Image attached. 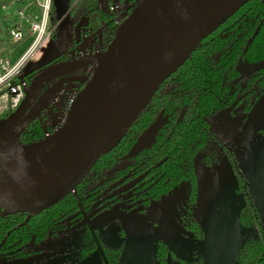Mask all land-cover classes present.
I'll return each instance as SVG.
<instances>
[{"label": "water", "instance_id": "obj_1", "mask_svg": "<svg viewBox=\"0 0 264 264\" xmlns=\"http://www.w3.org/2000/svg\"><path fill=\"white\" fill-rule=\"evenodd\" d=\"M247 1L144 0L130 14L119 16L116 35L90 78L84 74L61 79L25 114L42 85L62 72L87 68L93 60L68 58L41 70L15 110L0 124V215L28 212L26 219L16 225L19 226L59 201L102 154L118 145L162 82L183 65L205 37ZM54 5L60 35L69 39L74 28L69 14L70 0H54ZM258 63L264 64V60ZM70 81L84 82V86L65 124L35 143L9 144L44 106L46 98L59 85ZM261 106L264 95L255 103L252 113ZM158 127L159 122L154 123L133 152L149 144ZM258 163L253 180L264 184V174H257L258 169L264 170V156L258 157ZM215 215L208 213L205 222L204 264H224L234 240L216 238L228 223L221 221L218 227ZM119 219L124 223L123 217ZM236 225L234 222V234ZM165 241L174 250L166 238ZM134 252L139 264H155V249L148 258L141 250Z\"/></svg>", "mask_w": 264, "mask_h": 264}, {"label": "trees", "instance_id": "obj_2", "mask_svg": "<svg viewBox=\"0 0 264 264\" xmlns=\"http://www.w3.org/2000/svg\"><path fill=\"white\" fill-rule=\"evenodd\" d=\"M13 2L16 0H5ZM115 0H70L69 14L74 26L87 18L81 31L101 29L105 49L114 39L118 22L111 9ZM52 14H56L55 5ZM9 34V32H8ZM20 41V40H18ZM1 35L0 55H8V46L15 45ZM66 52L54 56L49 63L66 59ZM264 60V0H249L215 31L205 37L177 71L166 79L143 112L127 131L118 145L102 154L83 177L63 197L50 207L34 214L23 222L28 214L21 211L0 215V255L20 256L30 251L28 244L41 241L49 234L66 227L64 220L80 215L81 208L89 209L101 193L120 176L131 183L136 198L142 202L158 200L180 184L193 171V158L206 142L209 134L208 115L232 101L238 90L241 62L256 63ZM36 69L29 72L32 74ZM87 68L79 67L68 72L84 75ZM32 81V79H31ZM249 86L257 84L264 89V64L250 75ZM3 91H0V96ZM1 99V97H0ZM11 101L0 109V124L15 110ZM31 107L26 111L27 114ZM163 112L167 120L161 126L153 142L135 155L129 156L142 133ZM48 107L42 106L31 122L14 138L17 145L35 143L45 136L49 122ZM45 118V121L43 120ZM129 159L119 166L122 159ZM109 176V177H108ZM77 190V194L72 189ZM241 214L243 225H255L258 234L243 241L236 252L235 264H264V223L255 209ZM188 227L203 234L202 224L192 221ZM82 256L97 249V240L88 230L84 235ZM122 246L103 245L107 264H128L122 255ZM168 243L156 241L155 264H175ZM199 263L202 264L199 260ZM179 264H187L181 260Z\"/></svg>", "mask_w": 264, "mask_h": 264}, {"label": "flooded vegetation", "instance_id": "obj_3", "mask_svg": "<svg viewBox=\"0 0 264 264\" xmlns=\"http://www.w3.org/2000/svg\"><path fill=\"white\" fill-rule=\"evenodd\" d=\"M137 1L139 0H126V6L121 8L122 13L130 14L133 10H135L136 6H138ZM74 43L75 38H73L69 47ZM67 50L65 52H67ZM68 58L69 57L67 56L66 59ZM48 65H50V63L46 66ZM259 65L260 64L258 62H241V76L240 79H238L240 89L238 90L235 98L221 108L212 111L208 115L209 134L206 138V142L201 148H199L193 158L192 175L190 174L187 176L186 179L170 190V192L163 195L160 199L150 200L147 203L142 202L139 197L136 198V195H134L135 191L132 190L133 188L131 189V183L125 182V178L120 176L101 193L89 209L83 207L81 208L80 215H72L66 218L64 220L66 227L59 229L56 233L52 234V236L63 234L66 230H70L78 224L83 225L84 230H81L79 233H74L76 236L79 235L82 240L80 246L81 258L85 257L82 256L81 249L84 244V235L88 230L97 240L98 247L96 250L101 249L104 256L105 252L103 245H121L123 247V255V251L125 249L124 244H110L108 240L109 235H106L105 232L101 233V231L97 229V226H103L106 230H114L117 228L121 236L125 235L126 229L122 226L123 222L119 219V216L125 218L126 216L138 213L149 214L148 211L151 206L155 204L163 205L169 198L171 199L170 203L172 205L171 208L174 212V217L180 227V235L184 239H188L193 243V246L189 248V251L178 252L181 254L180 257L177 255L178 253L169 247L170 252L175 256L173 259L174 263L179 264L181 260H185L187 261V264H200V260V262L204 264L202 251L204 249L205 222L208 213H212L214 215L216 214L214 216V222L217 223L218 221V227L221 221L228 223V226L223 227V233L216 235V238L218 239H229L234 236V222L237 224L236 231L237 228L238 231L243 228V224L240 221L241 214L244 212L243 209H246L247 214L248 211L251 212L254 208L255 214L258 216L259 220L264 223V184H260L259 182L255 183L253 180L254 172L256 171V164H259L258 157L264 156V106H261L252 113L255 103L261 96L264 95V89H260L257 84L249 86L248 82L250 75ZM46 66L44 64L39 67L40 71ZM244 66L247 67L246 72L243 70ZM39 68L30 74V77H33L34 74L39 71ZM173 73L170 76H172ZM52 81L57 83L59 81L58 76L54 77L50 82ZM53 85L54 83L51 84V86ZM230 107H239V123L233 122L234 120L230 121L229 124L223 127L221 134H218L212 127L211 116L212 114L225 108L230 109ZM167 118V115H164V113L161 112L156 120L142 133L136 145H139V142L142 141V137L145 132L154 123L159 122L158 131L150 143L140 148L139 151L133 152L136 147L135 145L129 156L135 155L145 147L149 146L155 139L157 133ZM48 122L49 125L47 126L46 131L51 127V122ZM260 127L263 128L259 129ZM128 161L130 160L127 158L122 159L119 166H124ZM257 174H264V170H262V168L258 169ZM72 192L77 194V190L75 188L72 189ZM238 203L241 205L237 210L236 207ZM149 218L151 219L150 214ZM141 219L145 223L149 220L144 217H141ZM192 221L202 224V235L195 233L188 227V224ZM148 224L152 225L149 229L155 230V235L157 236L155 239L156 248V241L159 239L165 240L166 233L163 232V229L162 232H156L160 231L162 227L159 228V222L154 219L153 215L152 221H149ZM60 231L64 232L59 233ZM201 240H203V247H199V245H197ZM39 242L40 241L30 242L28 244V249L32 251L39 250L41 248ZM218 245H220V248L222 247L220 243H218ZM0 257H4V255H0ZM235 263L236 259L233 264Z\"/></svg>", "mask_w": 264, "mask_h": 264}, {"label": "rangeland", "instance_id": "obj_4", "mask_svg": "<svg viewBox=\"0 0 264 264\" xmlns=\"http://www.w3.org/2000/svg\"><path fill=\"white\" fill-rule=\"evenodd\" d=\"M144 0L137 1V4L143 2ZM114 2H117L119 4V9L122 7L124 8L126 6V0H115ZM125 3V4H124ZM124 4V5H123ZM135 6V5H134ZM136 6V8L138 7ZM26 8L28 12H33L36 8V10H40L39 7H35V3L33 0H16L11 3L6 2L5 0H0V26H1V35L8 40V30L16 25L17 23H21L23 26V30L25 33V37L18 41L15 45L8 46V56L11 58L12 62H15L28 48V46L31 44L34 34L28 35V18L25 15H22L20 13V9ZM135 8V9H136ZM52 22L51 27L54 29L52 37L46 39L43 44L38 48L39 54L45 52L47 54L46 59L42 63L41 66L49 62L54 56L66 51L69 47V45L72 43L73 37L70 39H63L60 35V28L56 29L57 27V20L55 18V14H52ZM87 21L86 17H83L81 19V22L78 25V28L85 24ZM37 49V50H38ZM36 50V51H37ZM35 51V52H36ZM35 52L32 54V56L29 58L30 60L26 62V65L23 67V72L29 67H33L34 63L36 62L37 53ZM68 56L66 52V57ZM38 69V68H37ZM247 67L244 66L243 70L246 72ZM40 71V68H39ZM38 71V72H39ZM37 72V73H38ZM37 73L34 74L32 79L37 76ZM71 75H68V72H62L58 76V80L64 79L66 77H70ZM56 77V76H55ZM54 78V77H53ZM52 78V79H53ZM50 79L48 82H46L42 87L39 89L36 98L34 99L31 108L35 106L49 91V89L52 87L51 84H55L56 82L52 81ZM50 82V83H49ZM49 97L46 98L43 105H47L49 103ZM7 103V99L3 98L0 99V109L5 106ZM56 115L55 110L48 106V116L46 117L47 121L52 120V118ZM240 116V110L239 107H230V109H223L220 110L211 116V122L213 129L216 130L218 134H221L223 127L227 124H229L230 121L239 123ZM45 121V118L43 119ZM51 124V123H50ZM234 134V133H233ZM9 144L17 145L15 142L8 141ZM170 200L164 202L163 205L155 204L150 207L148 213L151 215V219L149 218V214H135L131 216H126L124 219V223L122 226L126 229L125 235H120L117 228L114 230H106L103 226H97V229L101 231V233L105 232L106 235H109V238L112 242L116 241L119 244H124L125 249L123 251V259L128 264H139L137 259V254L134 252L135 249L141 250L143 254L148 258L149 255L154 250V240L157 238L155 235V232L152 231V229H149L152 225L148 224L149 221H152V215L155 220H158L159 222V228L163 229V232L166 233V239L169 241L170 245L173 247L174 250L177 252H186L189 251V248L193 246L192 241L188 239H184L180 235V227L178 225V222L176 218L174 217V212L172 210V205L170 203ZM240 203L237 205V210L240 207ZM141 217H144L146 223L141 219ZM218 225V221L217 224ZM243 228H241L240 231H236V234L231 237L234 238V240L231 242V248L230 252L228 254V260H226L225 264H233L235 261V255L236 252L241 247L244 240H246L248 237L252 238L255 237L258 234V229L255 225H242ZM81 230H84L83 225H76L70 230L60 231L59 233H79ZM160 234V233H159ZM75 235V234H74ZM54 237L51 235H48L44 240L40 241L39 244L41 245V248L37 251H30L26 255H20V256H4L0 257L1 260H3L5 263L0 264H48L56 260L58 257L55 253L52 252V250H55V248H51L50 245L46 244V239ZM60 245H64L67 248L72 249V247L76 246L75 241L72 240V238L65 239L60 242ZM199 247H203V240L200 241ZM52 249V250H51ZM38 253H41V256H44L45 258H41L39 261H31L32 258H34L35 255H38ZM227 257V256H226ZM224 257V258H226ZM106 258V256H105ZM227 259V258H226ZM58 260V259H57ZM7 261V262H6ZM48 261V262H46Z\"/></svg>", "mask_w": 264, "mask_h": 264}, {"label": "built area", "instance_id": "obj_5", "mask_svg": "<svg viewBox=\"0 0 264 264\" xmlns=\"http://www.w3.org/2000/svg\"><path fill=\"white\" fill-rule=\"evenodd\" d=\"M33 1L35 7H39L40 10L37 11L35 8L33 12H28L26 8L20 9V13L27 16L29 21L28 35L34 34L31 44L15 62H12L8 55H0V91H3L0 97L11 101L13 106H17L21 102L31 83V77L28 73L23 72V67L32 54L46 39L52 37L54 32L51 27L54 0ZM112 9L116 12V19L119 24V16L122 14V10L119 9L117 2L113 3ZM8 32L14 41L25 37L21 23L11 27ZM80 32L75 38V43L67 50V54L72 59L91 58L93 62L87 66L86 73L91 77L97 68L98 60L102 57L107 47L103 48L100 28ZM83 86L84 82L70 81L59 85L50 94L47 106H51L55 110L56 115L52 118L51 127L46 131L44 137L51 135L65 124Z\"/></svg>", "mask_w": 264, "mask_h": 264}, {"label": "crops", "instance_id": "obj_6", "mask_svg": "<svg viewBox=\"0 0 264 264\" xmlns=\"http://www.w3.org/2000/svg\"><path fill=\"white\" fill-rule=\"evenodd\" d=\"M55 18L57 20L56 29H58V28H60V22L57 19V14H55ZM80 31H81V29H80V27L78 28V25L74 26L72 34L69 37V39L71 37L76 38L81 33ZM36 53H37V55H36L37 58H36V62L34 63V66L27 68L24 73H29V72L33 71L34 69L41 67L42 63L44 62V60L47 57V54H45V52L39 54V49L35 52V54ZM71 238H72V240L75 241V244H76V246L72 247V249L67 248L64 245L63 246L60 245L61 241L65 240V239L70 240ZM108 240H109L110 244L111 243H113V244L117 243L116 241L112 242L110 238ZM45 242H46V244L50 245L51 248L56 247L55 250H52V249L51 250L53 253L56 254V256L58 257L57 258L58 260L57 259L54 260L53 262H51V264H107L106 258H105L104 253L102 252L101 249H98V250L92 252L91 254L81 258L80 246H81L82 240H81L79 235L74 236V234L71 232L63 233V234L54 236L52 238H48V239H46ZM154 249H155V243H154ZM41 258H45V257L41 256V253H38V255H35L34 258L31 259V261L37 262V261L41 260ZM46 262H48V261H46ZM154 262H155V259H154ZM0 263H5V262L0 259ZM48 264H50V263H48Z\"/></svg>", "mask_w": 264, "mask_h": 264}]
</instances>
